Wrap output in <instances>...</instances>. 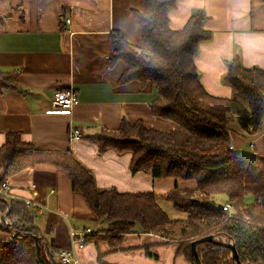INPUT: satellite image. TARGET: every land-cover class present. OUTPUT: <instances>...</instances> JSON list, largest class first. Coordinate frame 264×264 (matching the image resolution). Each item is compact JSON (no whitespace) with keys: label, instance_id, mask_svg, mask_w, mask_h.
Segmentation results:
<instances>
[{"label":"crops","instance_id":"obj_1","mask_svg":"<svg viewBox=\"0 0 264 264\" xmlns=\"http://www.w3.org/2000/svg\"><path fill=\"white\" fill-rule=\"evenodd\" d=\"M141 5L142 0H0V71L14 73L18 86L0 89V146L7 133L18 132L33 146L31 152L70 151L94 173L98 187L154 192L167 212L159 197L168 207L172 200L167 193L196 188L195 180L132 173L131 152L110 148L100 153L89 138L102 126L119 128L124 117L132 123L143 120L148 128H178L174 121L153 114L151 104L159 96L153 82H120L127 64L110 62L113 31L147 48L133 15ZM195 13L204 15L203 26L211 32L195 56L200 81L210 94L232 97L233 88L224 78L237 54L245 67L264 69V0H180L169 11L170 27L183 29ZM68 88L74 89L78 102L71 112L62 113L54 108L52 97ZM234 126L233 150L264 159V124L254 134ZM74 128L81 137L72 136ZM0 179L10 182L16 196L12 202L30 198L37 203L35 210L26 206L30 219H12L7 204L0 201L5 204V210L0 208V242L18 236L17 228L8 230L6 225L31 228L57 250L56 262L62 264L57 253L73 245L72 228L91 227L94 232L77 249L79 264H193L179 253L177 241L144 232L139 225L129 233L108 230V221L74 190L70 174L54 164L38 162L14 172L2 167ZM182 212L171 218L186 220L188 212Z\"/></svg>","mask_w":264,"mask_h":264},{"label":"trees","instance_id":"obj_2","mask_svg":"<svg viewBox=\"0 0 264 264\" xmlns=\"http://www.w3.org/2000/svg\"><path fill=\"white\" fill-rule=\"evenodd\" d=\"M179 1L142 0L133 15L147 48L134 46L113 31L110 54L111 64L118 60L127 64L120 82H153L159 94L151 104L153 114L174 121L178 128H148L143 120L132 123L124 117L119 128L102 126L89 138L100 153L110 148L131 152L132 173L195 180L196 188L167 193L176 209L188 212L186 220L172 219L154 192L98 187L94 173L70 151L31 152L33 146L18 132L7 133L0 146V168L14 172L38 162L54 164L70 174L74 190L108 221V230L129 233L139 225L144 232L177 241L179 253L193 264L191 242L209 234L234 242L243 264H264V159L230 148L232 122L252 134L264 124V69L245 67L237 54L224 78L234 95L210 94L200 81L195 56L211 32L203 26L202 13L193 14L183 29L173 30L168 14ZM17 87L14 73L0 71L1 90ZM248 194L253 195L252 202L245 200ZM218 195L228 197L231 216L219 208ZM0 208L5 210V204ZM29 213L21 200H14L8 210L12 219H30ZM5 228H17L18 236L0 242V264H58L57 250L37 231L16 225ZM198 251L203 264H234L231 249L215 242L200 243Z\"/></svg>","mask_w":264,"mask_h":264},{"label":"built area","instance_id":"obj_3","mask_svg":"<svg viewBox=\"0 0 264 264\" xmlns=\"http://www.w3.org/2000/svg\"><path fill=\"white\" fill-rule=\"evenodd\" d=\"M52 102L54 108L60 112L68 113L71 112L78 102L76 92L73 88L58 90L54 93L52 97ZM72 136L74 138H79L82 136V133L77 128L72 129ZM230 148L233 149L234 146L230 145ZM16 198L15 194L12 191V186L10 182L2 180L0 182V201L7 204V210L10 209L12 200ZM25 205L28 208L33 210L37 209V203L30 198L24 200ZM223 209L229 212V216L232 214V206L229 203L223 205ZM5 220H8L6 218ZM94 230L91 227L85 228L83 231L78 229L71 230V237L73 240V245L68 248H63L57 253V260L62 264H79L80 260L78 258L77 249L83 248L86 242V235L93 233Z\"/></svg>","mask_w":264,"mask_h":264},{"label":"water","instance_id":"obj_4","mask_svg":"<svg viewBox=\"0 0 264 264\" xmlns=\"http://www.w3.org/2000/svg\"><path fill=\"white\" fill-rule=\"evenodd\" d=\"M219 208L223 209V205L219 204ZM206 241H211L215 242L218 245L225 246L231 249L232 252V258L234 260V264H243L242 260L240 258V254L238 252L237 246L234 242H229L225 239L217 237L215 234H209L205 235L203 237L197 238L191 242V251L194 256L195 264H203L199 251H198V245L200 243L206 242Z\"/></svg>","mask_w":264,"mask_h":264},{"label":"rangeland","instance_id":"obj_5","mask_svg":"<svg viewBox=\"0 0 264 264\" xmlns=\"http://www.w3.org/2000/svg\"><path fill=\"white\" fill-rule=\"evenodd\" d=\"M235 125L237 126H240L239 123L237 121L233 122L232 123V128L234 129L235 128ZM262 129V128H261ZM161 203L164 205L165 209H167V212L169 214L170 217H174L175 215L174 214H179V215H183V212L182 210H179V209H176L173 205H172V202L170 201L168 207L166 206V204L163 202L162 200V196L159 197ZM217 201L219 202V204H225V202H227L226 200V197L224 198V196L222 197L221 195L217 196ZM246 201L248 202H252L254 200V197L252 194H248L245 198ZM173 209V210H172ZM217 237L219 238H222V239H225L224 236H221V235H217ZM226 240V239H225Z\"/></svg>","mask_w":264,"mask_h":264}]
</instances>
